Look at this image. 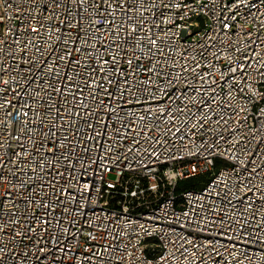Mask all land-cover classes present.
Masks as SVG:
<instances>
[{
  "label": "built area",
  "instance_id": "2783aa9c",
  "mask_svg": "<svg viewBox=\"0 0 264 264\" xmlns=\"http://www.w3.org/2000/svg\"><path fill=\"white\" fill-rule=\"evenodd\" d=\"M132 2L135 6L128 14L116 9L113 16L116 25H120L117 40L138 33L135 47L128 43L117 47L111 43L112 36L104 32L96 35L104 38L111 52L100 47L97 40L96 54L110 59L119 53L121 70L128 67L126 60L133 57H139L133 61V68L141 64L147 69L150 64L161 61L156 67L173 77L178 76L176 84L181 91L187 85L189 96L194 95L197 102L204 97L211 108L201 112L199 103L195 107L188 104L185 113L174 121L171 131L168 129L173 121L168 119L164 123L166 117L160 121L155 118L137 121L131 127L142 135L137 137L133 132L122 140L111 129L129 124L130 118L135 117L120 109H117L118 115L123 119L113 116L107 136L81 144L78 139L83 140V136H74L70 131L68 135L77 150L72 161L76 165L71 172L74 179L66 185L71 193L66 198L69 213L62 212L64 205L57 206L52 213L49 233H42L40 227L35 234L29 233L30 213L39 215L41 209L27 201L43 202L50 196L55 201L53 189L40 188L43 181L37 174L48 170L36 167V162L47 154L45 149L37 155L43 138L41 131L48 130L40 122L44 120L50 125L56 112L51 109L50 114L44 115L48 85L42 79L33 82V75L26 71L31 65L24 60L40 61L41 52L44 57L48 56L57 43L50 27L56 21L43 19L42 5L36 7L41 0H0V40L6 42L0 44L4 49L0 54V89L3 90L0 97L16 105L0 109V119H5L0 132L5 128L15 129V135L21 137L19 141L11 136L0 138L4 144L0 157L3 161L11 157L13 161L0 169L5 176L0 182V197L6 187L11 189V196L4 204V231L0 232V247L5 249L6 255H0H5L8 264H35L34 255L27 261L19 255L37 251L32 247L33 241L26 240L25 236L35 239L39 235H57L68 228L75 239L69 237L71 242H65L72 251L64 257V264H264V0ZM9 3L12 7H8ZM87 24L85 20V27ZM33 27L40 28L39 36L26 31ZM133 27L137 33H132ZM29 40L33 43L25 48ZM151 40L156 44L152 45ZM83 59L90 62L87 56ZM104 67L107 69L109 65ZM193 67L196 72L210 73L205 77L208 83L198 79L191 71ZM230 68L237 71L232 73ZM79 71L80 77L74 72L70 75L84 87L82 95L89 109L96 108L99 99L108 103L103 95L92 100L91 90L82 82L88 71ZM39 75L36 73L37 77ZM63 75L61 72V77ZM140 78H146L142 70ZM157 82L161 83L159 78ZM51 83L55 85L56 80ZM210 87L216 91H206ZM96 91L102 93L103 89ZM51 97V102L65 111L59 123L69 126L72 116L67 109L72 105V97H60L54 92ZM79 110L73 108V112ZM22 111L29 112L24 119L35 121L26 125L23 132L12 117L6 116L7 112L15 115ZM37 112L41 115L37 116ZM141 114L135 113L136 116ZM96 115H107L103 106ZM75 119L77 123L70 125L74 131L84 128L86 134H91L83 120ZM85 119L90 120L97 131H104V125L97 123L96 116ZM216 120L220 123H215ZM201 124L204 127H200ZM176 127L181 131L173 135ZM28 128L37 130L29 132ZM181 136L183 139L179 138ZM133 137L139 143L133 144ZM84 146L90 148L89 153L83 151ZM15 152L21 155L13 156ZM81 157L87 165L80 164ZM50 163L51 160L46 161V165ZM66 163L63 159L59 161V171L65 172ZM30 175L36 179L30 180ZM50 178L59 179L60 185L65 184V178L57 177L55 172L50 173ZM196 178L205 182L192 190L178 189L179 181ZM21 182L23 187H20ZM33 183L37 185L36 191L28 192ZM86 183L91 185L90 191L85 189ZM60 185H57L56 195L60 194ZM72 196L76 197L75 202ZM25 209L28 220H25ZM9 210L16 215H10ZM57 216H62V227L55 223ZM14 220L24 222L13 225ZM14 229L23 235L15 236ZM53 248L55 250V246ZM57 255L63 254L57 251Z\"/></svg>",
  "mask_w": 264,
  "mask_h": 264
},
{
  "label": "snow or ice",
  "instance_id": "6c2138e0",
  "mask_svg": "<svg viewBox=\"0 0 264 264\" xmlns=\"http://www.w3.org/2000/svg\"><path fill=\"white\" fill-rule=\"evenodd\" d=\"M144 0H141L143 3ZM42 5V17L47 20L51 18L56 21L50 27L52 28V33L56 35V46L51 48V52L47 57L43 56L41 52L42 59L40 61L27 58L24 60L25 63L30 64L31 67L26 69L29 73L33 75V82L37 79H42L44 84L48 85V97L44 101L45 113L44 115L50 114L51 109H55L56 116L53 117L52 123L50 125L46 124L44 120H41V125L47 127V131H41L43 138L40 141V148L37 149V155L39 152L47 149V154L39 161L36 162V167L44 170L47 168L48 171L37 174L39 179L43 181L40 185V188L50 187L53 189L52 195H55V201L49 197L47 201L41 200H32L27 201L30 205H39L41 211L37 215L36 212L30 213V222L28 223V232L35 234L37 228L40 227L42 233H49L52 228V213L55 212L56 207L64 205L62 212L69 213V208L66 204V198L71 195L68 191L66 185L74 177L71 175V172L75 170L76 165L72 163L77 150V145L73 144L70 140L68 133L71 131L74 136H83V140L78 139V143L83 144L87 140H96L97 137L107 136L109 131V122L112 121L113 116H116L119 119L117 109L131 113L135 119L130 118L129 124H121L120 127L111 129L121 140L125 136H132L135 132V136H141V131H136L135 128L131 127L132 123L137 121L143 122L145 120L152 121L155 118L157 121H160L162 117L164 123L168 122V119L173 121V125L169 127L168 131H171V127H174V121L177 119L178 115L185 113V108L188 107V104H192L193 107L199 103L200 110L203 112L204 109L211 108V104L202 97L201 101L197 102L195 96L188 95V86H185V90L181 91L176 84V80L179 79L178 76L173 77L171 73L165 72L162 69L156 67L157 63H162L157 61L156 63L150 64L147 69H143L141 64H136L133 68V61L139 59V57H133L132 59H127L126 63L127 68L121 70L119 67L120 59L117 58L119 53L112 55L110 59H103L101 56L96 54L98 45L97 40L100 41V47H103L106 51L111 52L109 44L104 43V38L102 36L96 35L99 33L107 32L112 36L111 43H115L117 47L121 43H128L132 47H135V43L138 42V33L135 27L132 28V33H137L133 36L129 34L127 38H121L117 40L119 35L117 29L120 25H116L115 18L113 16V11L116 9L123 10L125 14H128L132 8L135 6L132 0H41L40 4H37L36 7ZM8 7H12L9 3ZM109 17H113L109 19ZM129 19L131 17L129 16ZM85 20L88 21L87 27H85ZM2 23V20H0ZM121 23H124L123 21ZM108 25L109 27H106ZM115 27H111V26ZM44 27V24H41V28ZM29 34H36L39 36L41 34L40 28H30ZM4 40H0V44H5ZM16 43H19L17 40ZM33 41L29 40L25 44V48L28 44H32ZM152 45L156 44L155 40H151ZM35 47V45H33ZM51 47V46H50ZM37 52H40V49H36ZM21 52L24 51V48L20 49ZM151 51V48L149 49ZM4 53V49L0 48V54ZM73 53L79 54V56H74ZM87 56L90 60H84L83 57ZM151 59V57H149ZM2 63V62H0ZM104 65H109L106 69ZM197 67L199 65L197 64ZM250 67V65H249ZM87 70L88 75L82 77L83 85L89 88L90 96L92 100L96 101L97 98L101 95L105 96L108 100V103H105V99H99L96 108L89 109L86 98L82 95L84 92V87H81L79 83L73 81L70 73L74 72L76 77H80L79 70ZM244 66H240L241 72H243ZM143 71L146 78H140V71ZM7 69L5 68V72ZM188 71V69H185ZM193 73L196 74L199 80L208 83L205 80V77H208L210 73L196 72V68L191 69ZM232 73L237 71L236 68H230ZM61 72H64L63 77H61ZM36 73H39V77L36 76ZM223 75V73H222ZM157 78L160 79L161 83L157 82ZM55 79L56 84H52L51 81ZM215 81H213L214 83ZM7 83V81H4ZM111 86V87H108ZM171 86V88L169 87ZM103 89V92H97L96 89ZM75 89V91H73ZM43 90V89H42ZM0 91H3L0 89ZM206 91L215 92V88H208ZM56 93L60 97L71 96L72 105L68 107L67 113L72 116V119L68 121L69 126L59 123V120L62 119L65 115L63 108L58 106L56 103L51 102L52 97L51 93ZM117 93L119 95H117ZM79 94V95H78ZM19 95V93H17ZM37 96L40 95L39 92L36 93ZM127 96V98H125ZM215 99L214 97L212 98ZM179 100L180 103L177 104L176 101ZM114 101L115 106L110 107ZM119 101H123L119 103ZM147 105V107H145ZM6 106L16 107L15 104H12L10 100H5L0 97V109H4ZM26 107L28 105H25ZM103 106L104 112L107 115H96L97 111ZM131 106V107H130ZM73 108L80 109L79 111L73 112ZM31 110V109H30ZM141 112L143 114L136 116V112ZM191 112V108L188 109ZM37 116H40L41 113L37 112ZM195 115V113H193ZM7 117H12L16 125L20 127V130L23 132L25 126L29 123H35L29 119H24V117L29 116V112L22 111L17 112L13 115L12 112L6 113ZM96 116L97 123L104 125V131H97L95 125L90 121L85 119V117ZM76 117H79L83 120L84 125L87 129L91 130V134H86L84 128H78L73 130L70 125H75L77 123ZM205 119H211L210 116H205ZM223 119V117H221ZM227 123V121H224ZM215 123L219 124L220 120H216ZM0 126H5V119H0ZM158 126V125H157ZM200 127H204L203 124ZM62 129V131H60ZM35 128H28L29 132L36 131ZM179 127L175 128L176 133L180 132ZM163 135V134H162ZM4 136H11L13 140L19 141L20 136L15 135V129L8 131L7 128L3 132H0V138ZM33 139L32 136L28 137ZM183 139V137H179ZM67 142V143H66ZM99 143V141H98ZM113 143H116L113 140ZM132 143H139L138 140L133 137ZM4 147L3 142H0V149ZM65 149L64 152H61V149ZM112 148V145H109V149ZM132 149L129 148V151ZM85 153L90 152V148L87 146L83 147ZM25 155H27V149H25ZM21 153L15 152L13 156H20ZM63 159L67 161L64 165L65 172L59 171V161ZM51 160L52 163L46 165V161ZM11 157L8 161H3V158L0 157V169H3L6 163H12ZM80 164L87 165V162L80 158ZM95 162V161H94ZM32 172L35 173V168L32 169ZM55 172L57 177H64L65 184L60 185L59 179L50 178V173ZM255 172V169H253ZM67 173V176H65ZM5 176L2 171H0V182L4 181ZM30 180H35L36 177L30 175ZM59 187V195H56L55 190ZM20 187H23V182H21ZM37 185L33 183L27 189L28 192H35ZM86 190H91V185L85 184ZM11 196V189L5 188L3 197H0V232L4 231L3 217L5 215L4 204L7 199ZM61 197H64L62 199ZM90 198V197H89ZM72 201H76V197L72 196ZM14 202V201H13ZM83 207V205H81ZM10 215L14 216L16 213H12L10 210ZM25 220H28L27 209H25ZM56 225L62 227L63 219L62 216H57L54 218ZM24 221L14 220L11 221L13 225L21 224ZM15 231V229H14ZM23 233L15 231V236H21ZM69 237L75 239V234L70 233L68 228H63L62 233L57 235H39L37 238L28 235L25 236L26 240H32V247L37 251L34 254L22 253L21 255L25 261L32 259L33 255L35 258V264H64V257L72 251L71 248L67 247V243H70ZM67 242V243H65ZM27 246V245H26ZM55 246V250L53 248ZM57 251L63 255H57ZM0 253H5V249L0 247ZM6 255V253H5ZM5 255H0V264H8V261L5 259ZM93 255H96L95 253Z\"/></svg>",
  "mask_w": 264,
  "mask_h": 264
},
{
  "label": "trees",
  "instance_id": "16d2710c",
  "mask_svg": "<svg viewBox=\"0 0 264 264\" xmlns=\"http://www.w3.org/2000/svg\"><path fill=\"white\" fill-rule=\"evenodd\" d=\"M202 182H205L204 179L202 178L188 179V180L179 181L177 187L178 189L192 190L195 189L196 187H199Z\"/></svg>",
  "mask_w": 264,
  "mask_h": 264
},
{
  "label": "rangeland",
  "instance_id": "374dc122",
  "mask_svg": "<svg viewBox=\"0 0 264 264\" xmlns=\"http://www.w3.org/2000/svg\"><path fill=\"white\" fill-rule=\"evenodd\" d=\"M198 179H200V178H198Z\"/></svg>",
  "mask_w": 264,
  "mask_h": 264
}]
</instances>
